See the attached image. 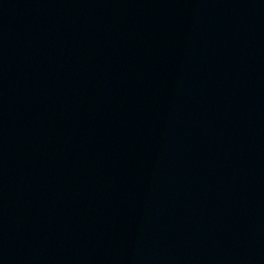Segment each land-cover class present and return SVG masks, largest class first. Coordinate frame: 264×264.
Masks as SVG:
<instances>
[{
  "label": "water",
  "instance_id": "1",
  "mask_svg": "<svg viewBox=\"0 0 264 264\" xmlns=\"http://www.w3.org/2000/svg\"><path fill=\"white\" fill-rule=\"evenodd\" d=\"M0 264H264V0H0Z\"/></svg>",
  "mask_w": 264,
  "mask_h": 264
}]
</instances>
